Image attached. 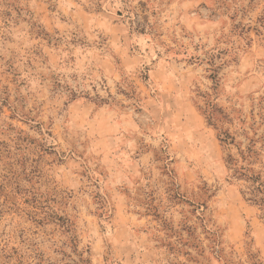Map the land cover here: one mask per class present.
I'll return each instance as SVG.
<instances>
[{
  "label": "rangeland",
  "instance_id": "1",
  "mask_svg": "<svg viewBox=\"0 0 264 264\" xmlns=\"http://www.w3.org/2000/svg\"><path fill=\"white\" fill-rule=\"evenodd\" d=\"M0 264H264V0H0Z\"/></svg>",
  "mask_w": 264,
  "mask_h": 264
}]
</instances>
